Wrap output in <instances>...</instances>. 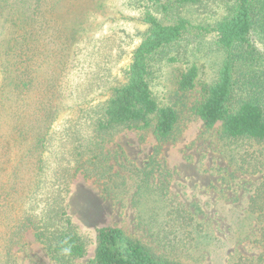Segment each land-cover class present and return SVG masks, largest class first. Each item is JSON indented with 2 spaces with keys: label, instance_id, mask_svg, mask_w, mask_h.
Instances as JSON below:
<instances>
[{
  "label": "trees",
  "instance_id": "16d2710c",
  "mask_svg": "<svg viewBox=\"0 0 264 264\" xmlns=\"http://www.w3.org/2000/svg\"><path fill=\"white\" fill-rule=\"evenodd\" d=\"M58 1L17 0L10 7L17 14L12 23L15 41L8 43L0 59L2 264H16L11 247L27 230L57 264H75L86 255L85 240L67 212L70 185L79 174L101 182L112 179L105 147L124 130L152 127L158 140L172 137L179 114L172 104L158 100L153 67L159 61L175 62L179 42L194 29L214 34L223 59L209 83H200L201 65L187 62L175 79L176 92L199 86L200 98L192 112L204 126L220 123L224 139L257 145L246 161L250 171L260 175L248 209L257 214L258 222L264 221V51L253 39L264 33V0H221L224 15L209 27L194 25L182 14L203 0H144L145 29L129 63L120 69L121 78L100 99L75 94L80 83L73 80L72 70L78 48L71 49L73 38L50 24L49 14ZM47 28L57 33L45 42L59 40L58 47L39 43ZM65 108L67 116L56 125ZM186 214L180 209L166 212V223L157 234L162 252L119 227H100L92 263L187 264L170 255L175 244L186 239L191 246L199 227L187 229L190 213ZM258 230L257 256H239L232 264H264V227Z\"/></svg>",
  "mask_w": 264,
  "mask_h": 264
},
{
  "label": "rangeland",
  "instance_id": "374dc122",
  "mask_svg": "<svg viewBox=\"0 0 264 264\" xmlns=\"http://www.w3.org/2000/svg\"><path fill=\"white\" fill-rule=\"evenodd\" d=\"M16 1L4 0L0 6V59L8 43L15 41L12 23L17 14L10 7ZM220 2L203 0L182 14L194 25L209 27L224 15ZM144 4V0L58 1L49 14L50 24L73 38L71 49L78 48V61L72 70L73 80L80 83L75 94L100 99L121 78L120 69L129 63L130 52L145 29L141 21ZM54 28L45 29L43 37L54 36ZM214 37L213 33L191 30L179 42L175 62L154 64L155 94L179 114L172 137L160 141L152 127L124 130L105 147L112 179L101 182L79 174L71 183L65 198L67 212L87 245L86 255L75 264H93L96 232L103 226L119 227L162 252L157 234L171 209H180L186 217V212L190 213L187 229L199 225L193 231L191 246L187 239L175 244L170 250L172 257L187 264H232L239 256H257L258 229L264 227V221L258 222L257 214L249 211L248 197L260 175L251 172L246 163L257 145L224 139L220 123L207 129L192 112L200 98L199 86L179 93L174 83L187 62L201 65L200 83L216 77L223 53L216 48ZM46 38L40 37L39 43L58 47L59 40L52 39L56 44H50ZM253 39L264 51V33ZM100 40L104 43L99 44ZM67 113V108L61 109L55 124L59 125ZM2 232L0 226V264L5 259ZM11 253L16 264H57L30 230L11 247Z\"/></svg>",
  "mask_w": 264,
  "mask_h": 264
}]
</instances>
